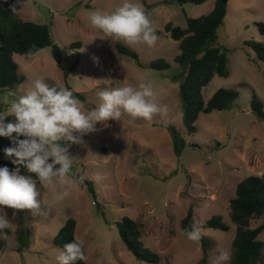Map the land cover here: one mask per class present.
<instances>
[{
  "label": "rangeland",
  "instance_id": "1",
  "mask_svg": "<svg viewBox=\"0 0 264 264\" xmlns=\"http://www.w3.org/2000/svg\"><path fill=\"white\" fill-rule=\"evenodd\" d=\"M12 2L21 19L50 27L53 44L32 56H13L18 77L23 80L11 89L0 88L3 111L34 79L43 77L50 86L81 93L79 100L86 109L98 105L97 93L102 89L151 82L159 102L168 106V113L152 122L124 115L119 122L109 120L108 127L97 124L98 131L82 136V143L60 142L75 157L73 171L86 179L63 198L59 190H45L37 181L38 199L50 209L47 218L34 217L30 210H20L13 217L14 210L4 208L12 224L4 230L8 239H0V264H58L55 257L59 248L53 238L69 218L76 220L75 237L84 242L87 264H200L203 254L205 264H216L221 251H230L232 259L235 226L229 218V201L244 178H264V120L250 111L253 93L264 109V63L254 60L247 46L252 40L264 41L255 26L264 23V0L227 1L216 45L226 49L229 75L215 76L202 94L207 101L219 88H230L238 91V99L230 109L200 114L191 134L182 123L180 111L179 82L184 71L174 62L179 54L178 42L164 27L170 22L184 28L187 17L208 14L215 0L200 5L134 0L150 15L158 37L154 46L136 47L111 40L90 25V12L114 11L123 0ZM74 43L80 48H70ZM116 45L134 50L137 59L118 53ZM53 46L59 48V64L52 57ZM157 59L165 60L170 67L150 68ZM9 117L11 122L13 117ZM165 121L179 131L185 143L178 154L163 127ZM96 173L103 177L100 182L92 179ZM28 175L35 179L34 174ZM87 182L92 192L87 190ZM190 205L193 221L202 226L219 215L228 230L202 226L205 247L201 240H188L181 234L180 221ZM124 217L139 225L141 241L159 255V262L139 261L126 249L115 227V222ZM263 223L264 214L251 220L250 227ZM19 236L24 237L23 244ZM257 238L263 242V259L257 264H264V229Z\"/></svg>",
  "mask_w": 264,
  "mask_h": 264
},
{
  "label": "clouds",
  "instance_id": "2",
  "mask_svg": "<svg viewBox=\"0 0 264 264\" xmlns=\"http://www.w3.org/2000/svg\"><path fill=\"white\" fill-rule=\"evenodd\" d=\"M89 21L105 37L130 47L154 46L158 40L150 15L134 0H123L111 12L96 9L89 13ZM97 97L98 105L86 109L71 90L50 86L43 77H38L5 111H0V137L9 138L13 145L4 152L14 157L12 163L17 166L13 170L0 167V239H8L4 230L12 224L4 208L13 209V217L20 210H30L34 217H48L50 209L38 199L37 181L45 190L53 193L59 190L61 198L83 184L86 177L73 171L75 157L61 141L66 145L82 143V136L98 131L97 124L108 127L109 120L119 122L124 115L152 122L168 113V106L159 102L151 82L105 88ZM9 116L13 117L12 121L5 122ZM21 166L34 174L35 179L33 175H22ZM92 179L100 182L103 177L96 173ZM203 233L201 224L195 220L182 231L192 242H199ZM83 246V240L65 243L57 250L56 261L58 264L86 262ZM230 259V251H221L216 264H227Z\"/></svg>",
  "mask_w": 264,
  "mask_h": 264
},
{
  "label": "trees",
  "instance_id": "3",
  "mask_svg": "<svg viewBox=\"0 0 264 264\" xmlns=\"http://www.w3.org/2000/svg\"><path fill=\"white\" fill-rule=\"evenodd\" d=\"M170 1L179 5L186 3L200 5L207 0ZM225 11L226 4L221 0H215L214 7L208 14L196 18L187 17L184 28L174 26L170 22L164 27L168 36L178 42L179 54L174 57V62L182 66L184 71V76L179 82V101L182 123L188 134L195 131L194 124L200 114L230 109L238 99V91L230 88H219L207 101L202 94L203 89L215 76L225 78L229 75L226 49L216 45L217 31L223 25ZM255 26L258 33L264 36V23L257 22ZM52 44L51 30L47 24H36L21 19L13 9L12 0H0V88L11 89L23 80L18 77V65L14 61V55L32 56ZM247 46L254 53V60L264 63V41L252 40ZM70 48H80V44L74 43ZM116 50L120 54L137 59L136 52L128 47L116 45ZM149 67L161 70L168 69L170 64L163 59H157L152 61ZM72 92L78 99L82 98L81 93ZM0 111H3L1 106ZM250 111L259 120H264L263 105L255 93L250 100ZM5 122H10V117H6ZM163 127L171 137L174 152L178 154L185 144L179 131L171 123H165ZM12 146L9 138L0 137V167L7 166L10 170L17 167L12 163L14 157L10 158L4 152L6 148ZM21 174L28 175L22 166ZM87 190L93 191L89 182ZM263 214L264 178L248 176L236 185L234 197L229 201V218L235 226L230 264H257L263 259V242L257 236L264 229V223L256 228L250 227V221L261 218ZM192 223L193 209L190 205L180 221L181 234L183 229L189 228ZM202 226L222 232L229 228L219 215L210 217ZM115 227L126 249L137 260L147 263L159 262V255L145 247L141 241L139 225L134 220L124 217L115 222ZM75 233L76 220L69 218L54 236L53 244L62 249L65 243L76 239ZM18 240L22 244L25 242L22 236H19ZM205 240L202 236L204 247L207 245ZM205 263L206 255L203 254L200 264ZM74 264L87 263L78 260Z\"/></svg>",
  "mask_w": 264,
  "mask_h": 264
},
{
  "label": "water",
  "instance_id": "4",
  "mask_svg": "<svg viewBox=\"0 0 264 264\" xmlns=\"http://www.w3.org/2000/svg\"><path fill=\"white\" fill-rule=\"evenodd\" d=\"M223 4H226L228 0H221ZM52 57L54 61L59 64L61 62V55L57 46L52 47Z\"/></svg>",
  "mask_w": 264,
  "mask_h": 264
}]
</instances>
